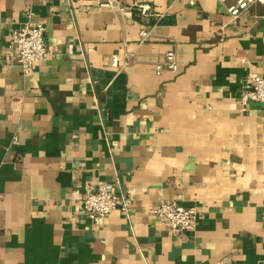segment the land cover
Listing matches in <instances>:
<instances>
[{
    "label": "crops",
    "instance_id": "obj_1",
    "mask_svg": "<svg viewBox=\"0 0 264 264\" xmlns=\"http://www.w3.org/2000/svg\"><path fill=\"white\" fill-rule=\"evenodd\" d=\"M233 1L0 0V264H264V105L240 101L264 79V5ZM28 22L49 55L24 74ZM104 183L130 211L90 222ZM163 202L193 229L170 233Z\"/></svg>",
    "mask_w": 264,
    "mask_h": 264
},
{
    "label": "built area",
    "instance_id": "obj_2",
    "mask_svg": "<svg viewBox=\"0 0 264 264\" xmlns=\"http://www.w3.org/2000/svg\"><path fill=\"white\" fill-rule=\"evenodd\" d=\"M224 3L225 0H218ZM264 5V0H234L226 8L229 17L237 19L245 15L253 5ZM143 20H149L150 7L137 5L134 7ZM44 27L40 24L26 23L11 32L9 43L15 53V63L27 74L31 68L48 55L49 50L44 46L42 34ZM142 38L148 36L141 32ZM164 67L170 71L176 70L173 52L164 56ZM162 66H156L159 72ZM240 101L243 106L247 102L264 105V79L257 76H247L243 82ZM130 198L118 191L116 183L97 185L96 189L88 186L81 201V213L90 222L106 219L114 210L127 215L130 211ZM154 217L173 235H183L193 229L197 221V213L193 208L181 209L175 202H163L153 209Z\"/></svg>",
    "mask_w": 264,
    "mask_h": 264
}]
</instances>
